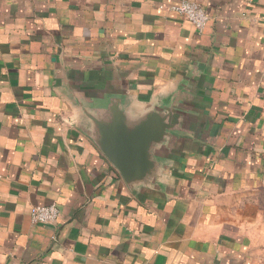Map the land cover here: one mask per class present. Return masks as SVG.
I'll return each instance as SVG.
<instances>
[{
	"label": "crops",
	"instance_id": "1",
	"mask_svg": "<svg viewBox=\"0 0 264 264\" xmlns=\"http://www.w3.org/2000/svg\"><path fill=\"white\" fill-rule=\"evenodd\" d=\"M177 1L0 0V264H252L264 0H192L201 32ZM113 99L132 118L180 109L153 186L129 187L93 139ZM51 203L58 220L33 222Z\"/></svg>",
	"mask_w": 264,
	"mask_h": 264
},
{
	"label": "water",
	"instance_id": "2",
	"mask_svg": "<svg viewBox=\"0 0 264 264\" xmlns=\"http://www.w3.org/2000/svg\"><path fill=\"white\" fill-rule=\"evenodd\" d=\"M176 111L180 109L171 105L167 115L148 110L132 118L121 101L113 99L102 111L88 115L95 143L129 187H150L158 181L161 164L156 152L174 136Z\"/></svg>",
	"mask_w": 264,
	"mask_h": 264
},
{
	"label": "rangeland",
	"instance_id": "3",
	"mask_svg": "<svg viewBox=\"0 0 264 264\" xmlns=\"http://www.w3.org/2000/svg\"><path fill=\"white\" fill-rule=\"evenodd\" d=\"M243 205L245 237L252 264H264V187L251 191V196L245 199Z\"/></svg>",
	"mask_w": 264,
	"mask_h": 264
},
{
	"label": "built area",
	"instance_id": "4",
	"mask_svg": "<svg viewBox=\"0 0 264 264\" xmlns=\"http://www.w3.org/2000/svg\"><path fill=\"white\" fill-rule=\"evenodd\" d=\"M170 9L185 17L198 32L204 28L207 22L205 9L192 0H178L170 5ZM31 219L35 223L52 224L58 220L59 210L56 204L33 205L30 209Z\"/></svg>",
	"mask_w": 264,
	"mask_h": 264
}]
</instances>
